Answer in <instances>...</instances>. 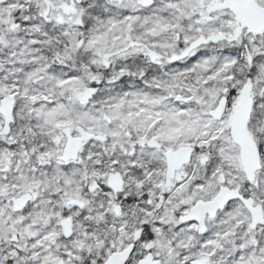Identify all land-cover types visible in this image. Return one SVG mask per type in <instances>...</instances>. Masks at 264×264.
Here are the masks:
<instances>
[{
  "label": "snow or ice",
  "instance_id": "1",
  "mask_svg": "<svg viewBox=\"0 0 264 264\" xmlns=\"http://www.w3.org/2000/svg\"><path fill=\"white\" fill-rule=\"evenodd\" d=\"M0 264H264V0H0Z\"/></svg>",
  "mask_w": 264,
  "mask_h": 264
}]
</instances>
